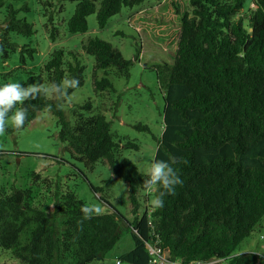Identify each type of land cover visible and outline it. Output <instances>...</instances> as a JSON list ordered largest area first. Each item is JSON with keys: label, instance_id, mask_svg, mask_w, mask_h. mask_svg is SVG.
<instances>
[{"label": "trees", "instance_id": "1", "mask_svg": "<svg viewBox=\"0 0 264 264\" xmlns=\"http://www.w3.org/2000/svg\"><path fill=\"white\" fill-rule=\"evenodd\" d=\"M71 1L76 5L66 30L74 35L87 31V17L92 14L102 29L122 7L131 9L147 0ZM252 5L246 16L242 14L244 0H189L190 12L178 16L177 24L171 23L178 30L171 64L163 71L155 68L157 81L164 87V127L153 160L169 161L172 156L184 160L174 165L183 184L176 186L174 195L163 197L162 208L150 213L159 247L170 262L217 259L227 264H257L255 253L234 254L264 217V0H252ZM15 15L9 13L4 30L31 36L30 25ZM0 39V49L9 47L3 43L5 36ZM82 50L95 61V92L112 87L106 77L97 80L96 70L113 68L118 76L128 77L132 61L123 59L109 43L88 38ZM66 55L63 48L49 55L41 67L46 84L65 77L79 79V87L83 84L84 67L78 57L66 61ZM134 56L139 57V49ZM36 79L31 76L27 83ZM74 90L69 89V94ZM62 103L44 96L26 101L28 118L21 130L40 112H51L71 159L88 170L103 162L127 185L132 215L127 225L133 248L120 261L152 264L146 248L151 239L147 210L144 195L142 200L139 196L146 174H140L129 159H118L119 144L110 122L93 113L89 101L73 110V123L66 120ZM125 147L137 149L132 142ZM30 178L32 183L41 179L36 172ZM50 183L42 179L43 185ZM31 190L13 185L7 192L0 189V248L11 252L10 264H51L58 251L71 254L73 264H92L101 262L120 240L123 218L107 201L111 210L78 224L85 203L73 190L62 186L59 193L49 194L46 209L34 205ZM92 191L97 193L95 188ZM55 219L60 220L59 227ZM30 225L29 241L22 244L20 234Z\"/></svg>", "mask_w": 264, "mask_h": 264}, {"label": "rangeland", "instance_id": "2", "mask_svg": "<svg viewBox=\"0 0 264 264\" xmlns=\"http://www.w3.org/2000/svg\"><path fill=\"white\" fill-rule=\"evenodd\" d=\"M75 5L76 1L71 0H0V37L5 36L7 42L3 43L9 44L0 49V85L21 83L26 86L31 76L37 79L30 83L39 80L46 84L41 67L53 50L63 48L67 53L66 61L78 57L84 67V82L69 94L70 101L62 103L66 120L73 123V110L89 101L92 112L102 114L110 122V131L119 144L118 159H129L138 172L145 175L164 127V87L162 81H157L155 68L159 66L163 71L166 64H171L178 32L171 23L177 24L178 16L190 12L189 0H147L131 9L122 7L102 29L98 28L95 14H92L87 17L85 33L70 35L66 23ZM252 10V0H244L242 14L247 16ZM11 11L16 13L18 20L30 25L31 36L4 30L8 27L7 16ZM95 37L117 49L123 59L132 61L126 78L118 76L113 68L96 70L97 80L106 77L112 84L111 88L98 92L93 88L94 58L82 50V43ZM136 49H139V57L134 59ZM58 133L56 117L49 111L40 112L19 132L6 130L0 136V189L7 192L12 185L31 188L34 205L45 209L50 206L49 194L58 192L62 186L73 190L85 204L99 205L102 213L111 210L104 202L107 201L123 218L119 222L121 237L101 262L92 264H116L133 248L127 225L132 220L127 185L116 179L103 162L95 163L88 170L71 159ZM126 142L134 143L137 149L125 147ZM32 172L41 177L38 182H31ZM45 178L51 182L49 187L42 184ZM143 195L144 192H140L141 200ZM152 197L149 195L148 200ZM55 224L59 227L60 220L55 219ZM32 227L22 230V244L29 241ZM258 252L264 253V217L234 254ZM11 262V252L0 248V264ZM51 264H73V258L69 253L58 251ZM120 264L127 263L120 261Z\"/></svg>", "mask_w": 264, "mask_h": 264}, {"label": "clouds", "instance_id": "3", "mask_svg": "<svg viewBox=\"0 0 264 264\" xmlns=\"http://www.w3.org/2000/svg\"><path fill=\"white\" fill-rule=\"evenodd\" d=\"M80 85L79 79L65 77L61 82H49L43 84L39 80L23 85L21 83H5L0 85V136L4 135L11 126L15 130H21L28 118V109L24 107L26 101L35 100L39 96L55 99L58 102L70 101L69 89H76ZM20 105V107H17ZM182 157H170L169 161L154 159L147 169L146 179L143 180V188L148 194L156 193L149 201L151 208L159 209L164 206L163 197L166 194L174 195L177 185H182L174 165L183 163ZM83 221L102 214V208L96 204H85L81 207ZM120 264V261H116Z\"/></svg>", "mask_w": 264, "mask_h": 264}, {"label": "built area", "instance_id": "4", "mask_svg": "<svg viewBox=\"0 0 264 264\" xmlns=\"http://www.w3.org/2000/svg\"><path fill=\"white\" fill-rule=\"evenodd\" d=\"M253 6V5H252ZM177 40H178V32H177ZM176 40V43H177ZM144 202L143 205L144 207H146L147 210V225L148 228L150 230V236L151 239L148 243H146V248H147V252L151 258V263L152 264H179L177 262H170L168 260L167 254L165 252H163L161 250V248L159 247V236L157 235V233H155L154 231V226L153 223L151 222L150 219V213L154 210V208H151L148 205V197L149 195L152 194H148L146 193V191L144 190ZM258 256V260H257V264H264V253H255ZM223 260H210L207 262H196V263H192V264H218L219 262H222Z\"/></svg>", "mask_w": 264, "mask_h": 264}]
</instances>
